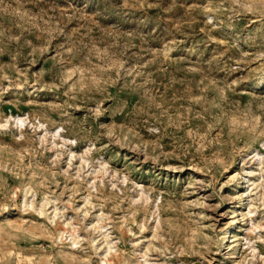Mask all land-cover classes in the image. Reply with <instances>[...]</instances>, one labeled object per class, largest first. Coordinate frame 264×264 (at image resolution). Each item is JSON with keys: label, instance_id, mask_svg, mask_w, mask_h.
I'll list each match as a JSON object with an SVG mask.
<instances>
[{"label": "rangeland", "instance_id": "rangeland-1", "mask_svg": "<svg viewBox=\"0 0 264 264\" xmlns=\"http://www.w3.org/2000/svg\"><path fill=\"white\" fill-rule=\"evenodd\" d=\"M142 263L264 264V0H0V264Z\"/></svg>", "mask_w": 264, "mask_h": 264}, {"label": "bare ground", "instance_id": "bare-ground-1", "mask_svg": "<svg viewBox=\"0 0 264 264\" xmlns=\"http://www.w3.org/2000/svg\"><path fill=\"white\" fill-rule=\"evenodd\" d=\"M15 123L16 125H18L19 127H21V125L23 124V120L22 119H19V118H15ZM144 264V263H142Z\"/></svg>", "mask_w": 264, "mask_h": 264}]
</instances>
